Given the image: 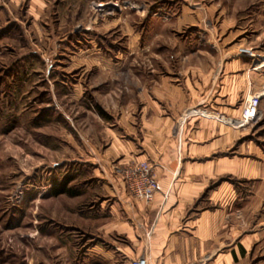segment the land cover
Returning <instances> with one entry per match:
<instances>
[{"label": "rangeland", "instance_id": "obj_1", "mask_svg": "<svg viewBox=\"0 0 264 264\" xmlns=\"http://www.w3.org/2000/svg\"><path fill=\"white\" fill-rule=\"evenodd\" d=\"M31 4L0 1V264H130L123 252L137 248L142 202L115 167L132 160L96 156L137 136L140 91L156 76L209 69L220 55L238 62L229 105L258 95L237 141L255 173L222 180L240 200L243 232L264 229V0ZM63 176L74 194L52 195ZM247 264H264L261 239Z\"/></svg>", "mask_w": 264, "mask_h": 264}, {"label": "crops", "instance_id": "obj_2", "mask_svg": "<svg viewBox=\"0 0 264 264\" xmlns=\"http://www.w3.org/2000/svg\"><path fill=\"white\" fill-rule=\"evenodd\" d=\"M2 1L16 8L24 0ZM209 59L214 66L209 69L156 76L151 93L145 87L140 91L145 103L137 136L115 137L96 156L154 164L158 191L150 203L137 205V248L123 252L129 263L144 255L148 264H247L251 246L260 239L264 244V229L243 232L240 200L233 185L222 180L256 169L239 155L241 106L229 105L239 83L229 67L236 70L238 62L222 55ZM201 201L208 205L201 207Z\"/></svg>", "mask_w": 264, "mask_h": 264}, {"label": "built area", "instance_id": "obj_3", "mask_svg": "<svg viewBox=\"0 0 264 264\" xmlns=\"http://www.w3.org/2000/svg\"><path fill=\"white\" fill-rule=\"evenodd\" d=\"M250 48H239L238 53L251 54ZM258 95L252 94L240 108L238 124L252 121L258 113ZM116 174L121 178L127 191L136 199L150 203L158 191V183L153 165L147 160L131 161L115 167ZM130 264H148L144 255L130 260Z\"/></svg>", "mask_w": 264, "mask_h": 264}, {"label": "trees", "instance_id": "obj_4", "mask_svg": "<svg viewBox=\"0 0 264 264\" xmlns=\"http://www.w3.org/2000/svg\"><path fill=\"white\" fill-rule=\"evenodd\" d=\"M70 178L67 176H63L60 180H53L51 184V194L59 195V194H69L73 195L74 192L70 186H68Z\"/></svg>", "mask_w": 264, "mask_h": 264}, {"label": "bare ground", "instance_id": "obj_5", "mask_svg": "<svg viewBox=\"0 0 264 264\" xmlns=\"http://www.w3.org/2000/svg\"><path fill=\"white\" fill-rule=\"evenodd\" d=\"M264 63V60L262 61ZM264 66V65H263Z\"/></svg>", "mask_w": 264, "mask_h": 264}]
</instances>
